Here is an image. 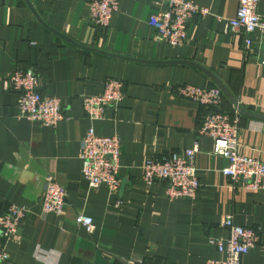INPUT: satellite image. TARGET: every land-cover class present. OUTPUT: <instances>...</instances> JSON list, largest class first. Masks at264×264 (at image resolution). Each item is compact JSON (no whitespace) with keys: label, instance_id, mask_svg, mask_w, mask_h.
<instances>
[{"label":"crops","instance_id":"1","mask_svg":"<svg viewBox=\"0 0 264 264\" xmlns=\"http://www.w3.org/2000/svg\"><path fill=\"white\" fill-rule=\"evenodd\" d=\"M194 1L210 12L190 23L187 42L172 46L156 41L148 23L165 0H119L106 29L91 21L90 0H0V212L10 204L25 210L0 264H206L225 257L209 238L228 236L221 222L229 213L260 230L242 264H264V190L223 175L228 160L198 134L208 108L177 93L184 83L220 87L221 109L238 112L241 152L264 161V33L256 30L246 49L244 36L227 28L238 0ZM258 13L264 17V0ZM25 66L38 72L40 92L60 98L67 118L57 125L19 118L9 77ZM109 77L124 82V98L91 122L82 99L100 94ZM90 124L120 137L127 184L117 193L89 188L83 177L81 140ZM195 139L196 198L169 199L167 181H144L147 157L191 148ZM48 172L65 187L62 214L42 209ZM79 213L93 218V233L76 224Z\"/></svg>","mask_w":264,"mask_h":264},{"label":"built area","instance_id":"2","mask_svg":"<svg viewBox=\"0 0 264 264\" xmlns=\"http://www.w3.org/2000/svg\"><path fill=\"white\" fill-rule=\"evenodd\" d=\"M261 0H238L236 15L228 20L227 28L244 36L245 48L252 44V34L256 30L264 33V17L258 13ZM166 7L149 18L156 41H166L172 46L184 44L189 39L190 23L210 12L194 0H165ZM119 0H90L91 21L106 29L115 12L119 10ZM264 64V54L262 57ZM10 87L18 93L19 118L37 121L47 126H55L67 118L63 113L58 96L43 94L39 91V75L32 66L17 67L9 77ZM177 93L208 108L204 120L198 129L199 135L213 139L212 153L228 160L221 169L234 183L251 190H264V161L241 152L239 116H231L221 109L222 89L218 86H197L184 83L177 86ZM124 82L109 77L105 80L100 94L84 96L83 108L91 122L102 120L108 106L116 108L124 98ZM200 151L198 139L191 148L170 150L159 156H149L142 165V177L148 184L157 180L167 181L165 195L169 199L197 197L201 182L197 175L196 155ZM121 140L117 134L99 135L90 124L81 140L80 157L82 174L89 188L101 184L107 185L112 193L121 186L120 172ZM43 211L62 214L66 204L65 187L55 174L45 175V189L41 195ZM122 204L117 200L115 205ZM25 216L23 206L10 204L0 212V263L9 259L7 243L14 238ZM78 226L93 233L95 223L91 216L79 213L75 217ZM221 225L228 230V236L210 237L209 243L219 252L225 253L222 259H210L206 264H242V257L255 247L261 238L260 230L253 226L237 224L233 214L224 216ZM138 264H167L162 260H140Z\"/></svg>","mask_w":264,"mask_h":264},{"label":"water","instance_id":"3","mask_svg":"<svg viewBox=\"0 0 264 264\" xmlns=\"http://www.w3.org/2000/svg\"><path fill=\"white\" fill-rule=\"evenodd\" d=\"M240 111H242L244 114L250 115V116H256V117H261L257 114H253V113H249V112H244L243 110L240 109ZM127 184V180L126 179H122V183H121V188L122 189L124 187V185Z\"/></svg>","mask_w":264,"mask_h":264}]
</instances>
